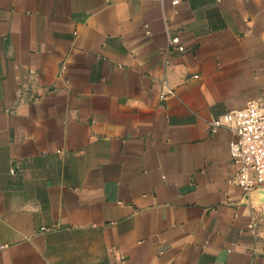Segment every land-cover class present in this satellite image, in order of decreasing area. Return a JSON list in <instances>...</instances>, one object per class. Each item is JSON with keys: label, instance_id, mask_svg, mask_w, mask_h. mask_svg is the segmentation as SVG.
Wrapping results in <instances>:
<instances>
[{"label": "crops", "instance_id": "crops-1", "mask_svg": "<svg viewBox=\"0 0 264 264\" xmlns=\"http://www.w3.org/2000/svg\"><path fill=\"white\" fill-rule=\"evenodd\" d=\"M248 103L264 0H0V264H264Z\"/></svg>", "mask_w": 264, "mask_h": 264}, {"label": "built area", "instance_id": "built-area-1", "mask_svg": "<svg viewBox=\"0 0 264 264\" xmlns=\"http://www.w3.org/2000/svg\"><path fill=\"white\" fill-rule=\"evenodd\" d=\"M179 3L180 0H171L173 6ZM168 43L177 51H183L178 37H169ZM208 127L211 133L220 128L228 129L236 137L228 145L231 159L238 164L233 184L244 193L264 184V107L248 103L242 109L229 111L212 120ZM9 172L13 174V168Z\"/></svg>", "mask_w": 264, "mask_h": 264}]
</instances>
